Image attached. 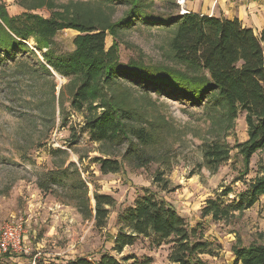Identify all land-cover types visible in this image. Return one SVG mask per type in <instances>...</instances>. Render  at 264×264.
<instances>
[{
  "label": "rangeland",
  "instance_id": "374dc122",
  "mask_svg": "<svg viewBox=\"0 0 264 264\" xmlns=\"http://www.w3.org/2000/svg\"><path fill=\"white\" fill-rule=\"evenodd\" d=\"M2 1L10 17L25 12L13 0ZM178 1L153 0L145 4V11L154 16L177 17L184 11L237 18L255 34L264 27V0H183L181 7ZM52 2L76 5L71 10L76 8L88 17L95 13L91 8L94 4L86 0ZM127 9L116 4L107 15L118 22ZM58 10L41 8L32 13L49 18ZM95 16L100 18V12ZM78 35L74 30L59 32L53 39V50L58 55L72 52ZM168 39L163 29L146 26L141 19L132 20L119 30L116 40L121 62L130 58L163 62ZM114 42L108 33L105 50ZM27 46L34 55L18 51L11 57L0 54V228L10 221L22 223L25 247L20 255H1L0 264H65L79 257L93 262L102 255L118 261L129 259L127 263L172 264V239L140 236L121 253L114 250L121 230L129 232L122 215L148 192L164 199L189 228L197 229V236L208 244L200 256L208 264H233L235 245H264V197L222 221H213L205 214L210 200L221 199L224 205L238 203L248 184L264 174V151H257L245 165L235 149L247 140L244 113L238 114L226 133L229 158L216 172L205 167L202 156V146L211 139L206 110L182 98H171L165 91L146 93L135 84L122 86L121 91L137 106L151 110L143 124L151 134V144L140 146L145 154L132 152L138 146L135 140L118 145L93 142L84 122L96 112H74L65 92L61 113L57 98L67 81L55 73L52 77L43 75L38 65L41 54L32 40ZM99 160L117 162L119 171L102 173ZM62 170H67L66 176L60 175ZM157 176L166 182L167 191L155 183ZM71 183H76L77 194L70 190ZM95 195L112 199V205L105 207L108 214L101 228L94 221Z\"/></svg>",
  "mask_w": 264,
  "mask_h": 264
},
{
  "label": "trees",
  "instance_id": "16d2710c",
  "mask_svg": "<svg viewBox=\"0 0 264 264\" xmlns=\"http://www.w3.org/2000/svg\"><path fill=\"white\" fill-rule=\"evenodd\" d=\"M13 1L25 12L10 17L0 0V54L11 57L18 51L34 55L27 46L32 40L42 57V62H38L42 74L52 77L55 73L67 81L57 98L61 113L65 92L74 112L83 109L96 112L84 122V130L91 141L118 145L135 140L138 146L132 152L145 154L140 146L151 144V134L146 124L143 125L151 110L137 106L126 92L121 91L124 84L131 83L142 87L146 93L165 91L171 98H182L190 105L204 107L210 122L211 139L202 146V156L209 171L216 172L228 160L231 149L225 137L240 112L244 113L247 140L235 145V149L244 164L247 165L257 151H264V27L255 34L237 18L192 12L177 17L154 16L145 11V4L153 0H86L95 5L91 7L95 10L94 15L89 17L78 13L76 8L71 10L77 7L72 4L66 7L56 5L52 0ZM116 4H124L128 9L123 19L112 22L107 10ZM41 8L59 10L52 12L49 18L32 13ZM98 12L100 18L95 16ZM138 19L146 26L159 27L169 34L163 62H145L140 58L121 62L116 42L119 30ZM65 29L79 35L73 40L72 52L58 55L53 50V39ZM108 33L115 42L106 51ZM98 162L104 174L119 171L117 162ZM67 173L62 170L60 175ZM155 183L162 185V191H167L161 176L155 178ZM70 190L77 194L76 183H71ZM260 197H264V174L248 184L238 203L224 205L221 199L210 200L205 214L211 215L213 221H222L231 212L251 208ZM94 201L95 225L101 228L108 214L105 207L112 205V199L95 195ZM122 221L129 232L121 230L117 235L114 249L117 253L131 246L140 236H153L160 241L172 239V264H208L200 258L207 242L197 236L196 228H189L184 218L156 194L148 192L137 199L135 205L122 215ZM232 253L233 264H264L262 244L235 245ZM128 261L102 255L98 261L79 257L65 264H136Z\"/></svg>",
  "mask_w": 264,
  "mask_h": 264
},
{
  "label": "built area",
  "instance_id": "2783aa9c",
  "mask_svg": "<svg viewBox=\"0 0 264 264\" xmlns=\"http://www.w3.org/2000/svg\"><path fill=\"white\" fill-rule=\"evenodd\" d=\"M181 7L183 0L177 2ZM182 14L186 12L182 11ZM22 223L10 221L0 228V256L4 254L20 255L25 252Z\"/></svg>",
  "mask_w": 264,
  "mask_h": 264
},
{
  "label": "water",
  "instance_id": "95a60500",
  "mask_svg": "<svg viewBox=\"0 0 264 264\" xmlns=\"http://www.w3.org/2000/svg\"><path fill=\"white\" fill-rule=\"evenodd\" d=\"M52 75H54V73H52Z\"/></svg>",
  "mask_w": 264,
  "mask_h": 264
},
{
  "label": "crops",
  "instance_id": "0c3cea01",
  "mask_svg": "<svg viewBox=\"0 0 264 264\" xmlns=\"http://www.w3.org/2000/svg\"><path fill=\"white\" fill-rule=\"evenodd\" d=\"M197 14H199V13H197Z\"/></svg>",
  "mask_w": 264,
  "mask_h": 264
}]
</instances>
